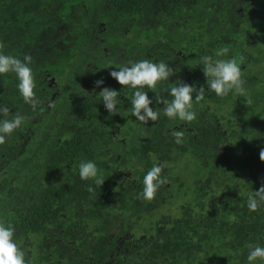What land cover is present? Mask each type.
<instances>
[{
    "label": "trees",
    "instance_id": "trees-1",
    "mask_svg": "<svg viewBox=\"0 0 264 264\" xmlns=\"http://www.w3.org/2000/svg\"><path fill=\"white\" fill-rule=\"evenodd\" d=\"M0 43L31 57L40 100L33 111L14 74L0 75V106L26 117L0 145V221L27 264H247V245L264 244V210L246 207L264 185V0H0ZM205 54L242 60L243 94L206 92L192 122L156 105L160 118L143 125L131 88L119 115L104 108L99 92L121 90L109 74L130 60L168 63L163 87L206 89ZM83 160L101 186L80 179ZM154 163L166 183L147 201Z\"/></svg>",
    "mask_w": 264,
    "mask_h": 264
},
{
    "label": "clouds",
    "instance_id": "clouds-1",
    "mask_svg": "<svg viewBox=\"0 0 264 264\" xmlns=\"http://www.w3.org/2000/svg\"><path fill=\"white\" fill-rule=\"evenodd\" d=\"M4 45L0 43V75L14 74L17 81V91L23 102L30 105L33 111L40 105L37 96V84L34 79L33 70L30 67L31 57L25 55L23 59L13 55L5 54ZM229 52L227 47L216 52L217 57H224ZM242 63V60L239 62ZM238 61L235 58L213 59L210 55L200 57L201 71L206 77V89L201 86L199 89L194 84H188L177 79L172 86L163 87L169 84V79L175 74L174 69L163 61L153 62L148 59L139 61H128L122 64L117 70L110 72L121 90L103 87L99 92L104 108L111 115H119L121 99L119 94L125 88H131L133 94L130 100L131 114L145 126L149 122H156L161 111L156 110V105H162V113L172 121L192 122L196 119L194 103L205 98L206 92H214L221 99L226 98L232 92L244 93V80ZM104 84L103 80L95 81V87L99 88ZM147 89V91L145 90ZM155 95L150 98L148 93ZM195 94V95H194ZM170 97V99H169ZM248 103L252 101L249 99ZM26 117L19 112L10 114V109L0 106V145L21 128ZM174 143L182 145L185 141L184 131L173 130ZM259 159L264 161V147L259 151ZM163 169L158 164H153L150 170L143 176V189L140 196L147 201L155 198L158 190L166 183V177L162 176ZM78 175L81 180L92 181L101 186L104 179L99 175L98 165L91 160H83L78 164ZM246 207L249 212L255 213L264 210V185L253 194L248 195ZM15 229L10 224L0 221V264H27L25 252L14 240ZM247 264H257V261H264V244L249 243L247 245Z\"/></svg>",
    "mask_w": 264,
    "mask_h": 264
},
{
    "label": "rangeland",
    "instance_id": "rangeland-1",
    "mask_svg": "<svg viewBox=\"0 0 264 264\" xmlns=\"http://www.w3.org/2000/svg\"><path fill=\"white\" fill-rule=\"evenodd\" d=\"M178 169H179L180 172H182V167L181 166H179ZM185 169L188 170V168H185Z\"/></svg>",
    "mask_w": 264,
    "mask_h": 264
}]
</instances>
